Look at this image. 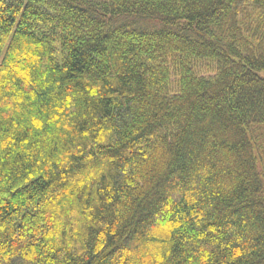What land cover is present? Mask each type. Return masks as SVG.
Wrapping results in <instances>:
<instances>
[{
	"label": "trees",
	"instance_id": "1",
	"mask_svg": "<svg viewBox=\"0 0 264 264\" xmlns=\"http://www.w3.org/2000/svg\"><path fill=\"white\" fill-rule=\"evenodd\" d=\"M264 0H0V264H264Z\"/></svg>",
	"mask_w": 264,
	"mask_h": 264
},
{
	"label": "rangeland",
	"instance_id": "2",
	"mask_svg": "<svg viewBox=\"0 0 264 264\" xmlns=\"http://www.w3.org/2000/svg\"><path fill=\"white\" fill-rule=\"evenodd\" d=\"M260 74L264 77V71L260 72Z\"/></svg>",
	"mask_w": 264,
	"mask_h": 264
}]
</instances>
